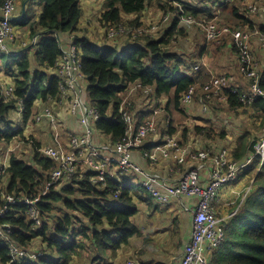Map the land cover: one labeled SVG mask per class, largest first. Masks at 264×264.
I'll return each instance as SVG.
<instances>
[{
  "label": "trees",
  "instance_id": "1",
  "mask_svg": "<svg viewBox=\"0 0 264 264\" xmlns=\"http://www.w3.org/2000/svg\"><path fill=\"white\" fill-rule=\"evenodd\" d=\"M0 1L3 4V0ZM176 1L180 2L182 9L169 0H103L101 23L108 26V29L121 24L123 15L141 14L147 4L155 2L164 11L172 10L176 13L171 20L172 25L160 36L154 38L131 34L133 44L126 49L118 47V44L102 47V44L86 35L74 34L79 30L83 15L81 0H38L42 8L38 20L24 16L21 23L30 26L33 36L39 34V28L46 35L36 46L35 55L37 62L47 68H54L62 55L59 34H73V42L81 48V68L88 79L89 101L101 113L97 128L112 135L114 140H120L125 136L127 125L119 114V108L133 83L151 86L157 96L170 95L176 107H180L181 96L185 91L203 83L201 80L205 74L192 78L181 71L177 55L167 49L166 44L175 33L183 32L179 27L180 15L206 19L212 17L184 0ZM232 13L239 20L236 24L245 20H241L243 18L237 10L234 9ZM132 24H136V20ZM14 63L21 75L16 80L15 94L18 100H23V121L26 123L34 114L37 99L48 101L58 96L60 79L48 70H38L33 75L28 54L16 59ZM262 78L264 88V73ZM226 93L231 106L243 105L238 94ZM17 98L4 103L0 95V145L22 133V130L12 129L9 118L10 112L17 105ZM254 104L255 110L264 111L262 97H258ZM253 145L250 146L252 151ZM38 147L37 143L34 158L40 167L12 156L6 168V174L10 175L7 188L10 193L34 196L44 187L55 164L52 159L41 156ZM242 154L244 151L235 154V158L238 159ZM254 170L256 176L249 184L252 193L244 200L238 213L229 220L226 238L214 251V264H264V164L261 166L259 162ZM118 188L119 184L115 180H110L107 188H99L87 175L76 176L72 184L60 190L54 186L43 197L39 206L44 223L38 230L32 229L26 216V206L22 203L14 206V210L6 217L0 218V222L13 226L14 231L10 237L15 243L29 246L32 239L38 236L47 243L49 253L34 260L28 259L25 264H82L85 252L91 254L90 262L104 260L109 250L116 254L133 236L141 235L139 228L132 222V216L137 212L134 200V194L137 193L124 188L119 198L115 199L110 193ZM235 219L237 221L234 222ZM9 259V247L1 246L0 264Z\"/></svg>",
  "mask_w": 264,
  "mask_h": 264
},
{
  "label": "built area",
  "instance_id": "2",
  "mask_svg": "<svg viewBox=\"0 0 264 264\" xmlns=\"http://www.w3.org/2000/svg\"><path fill=\"white\" fill-rule=\"evenodd\" d=\"M222 2L229 3L231 0H222ZM18 8L19 0H3L0 11V53H10L9 44L16 40L14 21ZM258 12L264 13L263 5L255 2L248 4L247 13L257 14ZM168 19L169 15L163 20L167 22ZM179 24L198 26L208 41L218 44H223L225 38L229 36L240 58V73L249 82L248 89L243 91L234 76L227 73L214 75L208 82L201 83L200 86L194 85L185 91L180 100L182 105L192 104L199 88L201 89L199 101L205 107L212 100L229 99L227 91L238 94L243 106L253 105L258 97L264 99L259 62L251 44L254 30L219 22L217 18H195L192 15H180ZM116 27L117 25L108 29L109 38L123 31V28ZM260 39L264 44V33H260ZM61 45L62 55L55 67L51 68L60 79L59 93L57 97L47 102L59 106L66 105L68 113L79 118L82 132L77 135L68 133V143L65 145L61 139L63 136L61 126L57 125V116L53 111L46 110L37 114V122L48 119L53 125L54 132L53 142L41 145L37 150L41 156L52 159L55 165L50 170L42 190L34 196L10 193L5 190L1 181L5 178L6 169L0 167V218L6 217L14 210V206L22 203L26 206V216L32 224V229L38 230L44 223L43 212L39 205L52 187L57 188L58 184L66 187L73 183L76 176L87 175L99 188H107L108 182L114 175L133 172L140 176L141 185L146 192L164 206L169 205L172 199L181 196L196 201L195 203L190 201L185 207L193 214L192 231L178 264H214L206 258V252L215 251L222 245L226 238L229 220L238 213L240 206L252 190L251 186L247 187L249 191L244 189L243 200L239 207L226 217L217 209L220 191L223 187L237 181L240 174L256 161H259L261 166L264 164V126L260 138L253 145L254 150L246 159H236L227 146H221L216 150L192 148L181 143L170 132L165 134L164 142L157 143L152 150H148L144 148L146 139L159 133L157 116L163 109L159 105L153 108L152 116H138L137 112L140 110L132 109L130 100L125 99L119 108V114L127 125L125 136L120 140L112 139L99 144L94 137L101 113L87 100L86 87L80 83V78L85 76L81 68V48L73 42L72 37L66 41L61 40ZM198 68L199 66L195 69ZM15 90V86H0V95L4 103L17 98ZM137 91L147 95L154 92V89L136 82L130 87V94ZM144 101L148 102V100ZM18 105L21 108L20 112L23 113L22 99L18 100ZM165 123L169 125L170 118L166 119ZM135 150H140L141 157L153 166L158 164L160 156L173 154L176 158V168H181L180 177L172 182L165 179L158 171H146L133 159L132 153ZM188 162L190 165L184 168L183 166ZM208 162L212 164L210 176L207 182H201L202 173ZM118 184L119 188L110 193L115 199L119 198L124 190L123 185ZM13 231V226L0 222V247L8 246L10 250V259L3 264H25L28 259L34 260L49 253L47 243L43 241L39 248L15 243L10 237ZM38 238L42 240L41 237L38 236ZM136 263L135 259H130L126 264Z\"/></svg>",
  "mask_w": 264,
  "mask_h": 264
},
{
  "label": "crops",
  "instance_id": "3",
  "mask_svg": "<svg viewBox=\"0 0 264 264\" xmlns=\"http://www.w3.org/2000/svg\"><path fill=\"white\" fill-rule=\"evenodd\" d=\"M31 1L32 0H19V8L14 21L17 35L16 40L9 44L11 49L10 53H0V86L16 87V80L21 77V75L17 69V65L14 63L16 60L15 57L22 58L25 54H28L30 57V69L33 75L38 70H48L51 75H55L54 70L39 64L36 60L35 48L46 35L42 33L39 28V34L33 36L30 26L21 23L24 16H28L32 20H38L42 8L39 5L38 14H33L30 10ZM253 2L264 6V0H231L229 3H224L222 0H195L193 3L191 1L186 3L201 12H206L205 14L209 13L212 18H217L219 22L255 31L251 38V44L256 59L259 62L261 80L263 81L264 44L260 39V33H264V13H247L248 4ZM80 5L82 7L81 3ZM1 6L2 3L0 1V11ZM24 8L25 14H23ZM232 8L238 11L239 15L243 18L241 20L245 19L243 22H240V24H236V21L239 20L234 18ZM207 10H210V12ZM80 25L81 21L78 27H80ZM76 33L77 32L74 34ZM59 36L61 40L66 41L71 38L73 34L60 33ZM131 42L132 40L125 41L123 44L118 45V47L124 48L130 46L133 44ZM169 43L166 44L167 47H169ZM171 52H173V50ZM10 57L13 61L10 60V63L6 65ZM177 58L179 68L184 74L192 78H196L199 74H205L204 78L201 80L203 83L208 82L214 75L227 73L235 77L236 82L243 91H246L249 87L248 80L240 73V58L229 36L225 38L223 44L208 41L204 36L203 42H199L187 58V60L192 59L193 64L186 60L181 61V57L178 55ZM195 65H198L199 68L195 69ZM80 83L86 87V98L89 100L87 77L84 76V78H80ZM137 93H139L140 97H143L144 100H148V102L138 100L136 104L134 96L130 98V107L140 110V112H137L138 116H152L153 108L159 105L163 109L157 116L160 128L159 133L151 135L146 139L144 148L148 150H152L155 144L164 142L165 134L170 132L176 136L181 143L187 144L192 148L216 150L221 146H227L234 157L235 154L244 151V154L238 159H246L252 152L250 146L260 138L261 134H259L257 138H254L256 132L251 126H253L252 122L254 120L255 122L256 120H260L258 121L260 123L262 121L261 126L263 125L264 111L255 110V104L240 109V106H231L228 99L219 98L210 101L208 106L205 107L199 101V95H201L200 88L197 90L199 94H197L192 104L182 105L180 102V107L174 106V100H171L170 95L165 94L163 96H157L155 91L147 95L142 91L130 94L129 88L125 97L129 100L130 95H136ZM242 107L244 106L242 105ZM171 108L176 109V112H173ZM46 110H52L55 116H57V125L61 126L60 128L63 134L61 139L65 145L68 143V133L76 135L81 134L82 128L80 127L79 118L68 113L66 105L59 106L42 99H37L34 103V114L25 123L23 121V113L20 112L21 108L17 102L15 109L10 112L9 118L12 122V129L16 131L22 130V133L14 136L9 142L3 141L1 143L0 167L6 169L10 165L13 155L29 162V164L40 167L37 162H35L36 160L34 158L36 144L38 143L39 146L51 144L54 139L52 123L48 119L41 122H37L36 119L39 112ZM239 110L240 112L238 113L237 111ZM227 113H229V116ZM239 117L242 122H235L238 121ZM168 118H170L171 124L169 123V125H166L165 120ZM258 122H256V124H259ZM234 123L237 124L235 125ZM262 130L263 129H261V132ZM95 134V141L99 144L106 143L113 139L112 135L101 129H97ZM32 140L35 143H32ZM132 156L146 171H158L165 179L172 182L180 177L181 168H176V158L173 154L172 156H160L156 166L145 161L141 157L140 150H135ZM255 163L244 170L242 173L243 175L241 174L242 176L238 178L237 181L221 189L218 197L217 209L224 217L228 216L231 211L236 210L242 202V192L256 176V170H254ZM189 165L190 162L182 166L186 168ZM211 167L212 164L208 162L202 173L201 182L208 181ZM5 173L7 172L5 171ZM111 179L123 185L124 188H128L137 193L136 195L134 194L137 212L132 216V222L139 228L141 235L133 236L116 254H113V252L109 250V254L104 260H94L90 262L91 254L85 252V257L81 259V263L126 264L130 259H135L137 262L136 264H178L183 257L184 248L190 239L192 231L193 214L187 211L185 207L190 201H192L191 203H195L196 201L181 196L172 199L169 205L164 206L156 202V200L146 192L142 185L139 186V188L135 187L141 184V178L136 173L130 172L124 175L116 174ZM9 181L10 175L5 174V178L1 181L5 190L8 188ZM239 198L240 203L236 205L237 199ZM36 238L31 241L29 247H33ZM41 244L42 240L38 238L37 247H41ZM93 253L96 252L94 251ZM205 256L214 263V251L206 252Z\"/></svg>",
  "mask_w": 264,
  "mask_h": 264
},
{
  "label": "rangeland",
  "instance_id": "4",
  "mask_svg": "<svg viewBox=\"0 0 264 264\" xmlns=\"http://www.w3.org/2000/svg\"><path fill=\"white\" fill-rule=\"evenodd\" d=\"M181 1V0H180ZM186 2L191 1L192 3L195 0H184ZM174 6H180L179 8L182 9V5H180V2H177L176 0H169ZM183 2V1H182ZM82 9H83V16L81 18V25L79 27V30L77 31L78 36H83L86 35L88 36L91 40L97 42V43H102V47H107V46H112L113 43L115 44H123V42L132 40L131 43H133V39L131 37V34L140 36V37H158L160 36L168 27L172 25L171 20L172 18H175L176 13L172 10L164 11L158 3H152V4H147V7L141 14H128V15H123L122 16V22L121 24L117 25V29L123 28L122 32H119L117 36L113 38L108 37V26H104L101 23V17H102V5H103V0H82ZM92 6V8H91ZM38 9H39V2L38 0H32L30 2V10L32 11L33 14L37 15L38 14ZM233 10V8H232ZM169 15V21L164 22V17ZM136 20V24H132L133 21ZM171 23V24H170ZM115 27V25L111 26ZM179 27L181 30H183L182 33H175L171 37V42L169 43V47H166L169 50H173V52H176L175 54L180 56L181 61H187L191 62L193 64V60L189 59L187 60L188 56L190 53L194 50V47L199 43L203 42L204 35L202 34V31L198 28L196 25H183L179 24ZM75 34V35H76ZM70 39V38H69ZM128 47V46H127ZM127 47H124L123 49H126ZM193 48V49H192ZM171 50V51H172ZM16 59H19L20 57H15ZM216 58V57H215ZM214 58V60H215ZM9 61L6 63L8 65L10 63V60L12 58H8ZM13 61V60H12ZM11 65V64H10ZM9 65V66H10ZM193 66V65H192ZM198 66V65H197ZM195 65V68L197 67ZM199 94V93H198ZM134 96V99L136 101V104L138 103V100H141L144 102L143 97H140L139 93L136 95H130V98ZM126 100H128L125 97ZM244 105V104H243ZM244 109L242 105L240 106V109ZM173 112H176V109L171 108ZM238 113L240 112L237 111ZM229 116V113H227ZM260 120H256L258 122ZM235 122H242L240 120V117L238 118V121ZM255 120L252 122L253 126L251 128L256 132L254 138H257L259 134H261V129L263 128L264 124L261 126V123L258 122L259 124H256ZM235 125L237 123H234ZM262 127V128H261ZM232 128V127H231ZM32 143H35L32 140ZM25 153V152H24ZM255 165H258V161H256ZM243 173V172H242ZM241 173V174H242ZM238 178H240L242 175ZM58 187L56 189H62L63 185L58 184ZM141 184L136 185V188H139ZM250 186V185H248ZM248 188L246 187L245 190ZM249 191V190H247ZM252 191H250L249 194H251ZM244 194V193H242ZM248 194V195H249ZM241 198V196H240ZM240 198L237 199V204L240 203ZM60 203L57 204V209H59ZM237 221V219L234 220V222ZM233 222V223H234ZM37 240H34V245L33 247H37Z\"/></svg>",
  "mask_w": 264,
  "mask_h": 264
},
{
  "label": "water",
  "instance_id": "5",
  "mask_svg": "<svg viewBox=\"0 0 264 264\" xmlns=\"http://www.w3.org/2000/svg\"><path fill=\"white\" fill-rule=\"evenodd\" d=\"M26 4H27V2H26ZM23 14H25V8H24V13ZM16 19V18H15Z\"/></svg>",
  "mask_w": 264,
  "mask_h": 264
}]
</instances>
